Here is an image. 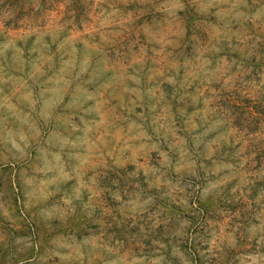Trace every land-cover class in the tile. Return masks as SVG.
<instances>
[{
  "label": "clouds",
  "instance_id": "clouds-1",
  "mask_svg": "<svg viewBox=\"0 0 264 264\" xmlns=\"http://www.w3.org/2000/svg\"><path fill=\"white\" fill-rule=\"evenodd\" d=\"M35 4L39 8V0ZM139 4L151 23L141 29L146 39L138 53L135 45L120 48L131 18L110 5L113 10H102L88 32L104 47L63 49L39 72L25 70L34 49L6 34L4 22L14 14L0 16V84L12 79L5 68L11 60L36 88L24 96L30 111L23 116L0 105L18 123L8 127L0 118V150L29 164L31 171L18 173L24 191L17 189V196L50 229L43 255L34 230L27 241L12 236L14 264H222L229 253L232 264H264V188L257 187L264 185V163H257L264 130L224 100L235 94L264 100V58L254 55L264 44V0ZM188 20L194 22L189 26ZM39 25L35 20L25 35L50 31ZM153 141L166 151L152 161L158 167L144 170L140 161L150 156ZM168 173L175 181L166 179ZM225 189L230 199L224 203L232 209L206 214L197 202L219 200ZM158 201L181 214L164 216ZM77 206L96 231L58 234L54 229L66 225ZM113 213L128 235H108L111 225L103 216ZM154 234L162 239L145 244ZM242 241L250 247H241ZM29 250L36 254L29 257Z\"/></svg>",
  "mask_w": 264,
  "mask_h": 264
},
{
  "label": "rangeland",
  "instance_id": "rangeland-1",
  "mask_svg": "<svg viewBox=\"0 0 264 264\" xmlns=\"http://www.w3.org/2000/svg\"><path fill=\"white\" fill-rule=\"evenodd\" d=\"M25 5H28V7L26 8ZM110 5L123 16L131 18L128 22L126 33L120 39V48L127 50L129 47L135 45L132 50L134 53H138L140 49L145 47L143 41H145L146 37L141 29H147L151 23L150 20L145 19V9L139 4V0H130L128 4H124L122 0H100L99 3L97 0H39V8L36 7L35 0H0V16H3L6 12L14 14L12 20L4 22V28L7 30L6 34H15L17 43L21 47L25 46L26 42L28 46L34 49L32 53L34 62L31 66L26 65L25 70L39 72L47 70L46 58L48 56H53V59H55L54 53L63 49H75V51L79 52L81 45L104 47L99 39V35L95 38H90L88 32L89 26H95L96 21L94 18L102 10H113L112 7H109ZM41 12L44 14L43 19L40 18ZM35 20H40L39 26L42 29H49L50 31H44L43 36L39 38L35 33L25 35L28 32V28L34 25ZM193 22L192 20H188L185 21V24L190 26ZM64 25L66 27H63ZM109 31L114 33L119 32V29L110 27ZM3 39L4 36L0 35V40ZM181 43H184V41H181ZM115 51L116 49L114 48L109 50V57L111 59L115 58ZM254 55L264 58V44L258 46V49L254 51ZM5 68L7 75L11 76L12 79L6 84H0V105H8L13 109L16 116H23L30 111L28 102L24 99V96L29 89L35 94V84L32 79H29L13 67L11 60L5 64ZM162 87L168 88L169 86L163 84ZM224 100L227 104L233 106L235 112L240 117H249L252 123L258 126V130H264V107L260 106L264 104V100L260 104H257L239 94L225 96ZM69 114L66 112L53 113V115L62 116ZM0 118L4 119V123L8 127H18L17 121L4 107H0ZM245 122L247 123V121ZM164 151L166 149L159 141H153L150 156L145 154L140 161L144 166V170H147L149 167H158L159 165L153 164L152 161L157 159L160 153ZM5 157H7L8 161L6 164L4 162ZM180 163L181 161H176V164ZM257 163H264V151H260L257 155ZM25 169L31 171L29 164L25 163L22 165L21 163H17L6 152L0 150V193H3V195H0V203L4 205L3 208H0V237L4 238L0 242V264H14L10 257V252H14L15 249L9 248L12 236L20 237L27 241L34 230L37 239L41 242V255L44 254L45 245L48 239H50V229L35 219V207H26L27 200L22 201L17 196V189L21 193L24 191L20 187L18 173ZM14 174H16L15 177ZM14 178L16 181L15 187L13 186ZM109 179H115V176L110 174ZM166 179L175 181V177L171 173L167 174ZM257 187L264 188V185L258 184ZM228 199H230L229 191L225 189L221 192L219 200L209 198L206 201L200 200L197 203L200 204V208L206 214H211L213 210L218 208L232 209V205L224 203ZM248 199H251V197H248ZM156 207L163 211L164 216H178L181 214L175 207L170 206L165 201H158ZM110 210V205L103 208V212L105 213ZM5 211H7V215H5ZM26 216L28 219H25ZM210 218L215 219L216 217L210 216ZM28 220H32V223H28ZM103 221L111 225L108 235H116L117 237L128 235L126 231H122L118 227L119 217L115 216V213H113V216H103ZM54 230L58 234L65 232L83 233L85 230L96 231V229H92V221L80 212L79 206H77V214L66 225H58L57 229ZM153 239L160 240L162 236L154 234L149 237L148 241H145V244L150 246V242ZM241 247H250V245L246 241H242ZM35 254L34 250H29L27 253L29 257ZM232 255V253H229L222 261V264H232ZM16 264H18V261ZM49 264H59V261H49ZM94 264H101V261L96 260Z\"/></svg>",
  "mask_w": 264,
  "mask_h": 264
}]
</instances>
